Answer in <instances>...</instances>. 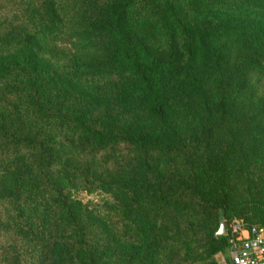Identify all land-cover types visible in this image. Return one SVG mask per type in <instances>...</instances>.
I'll use <instances>...</instances> for the list:
<instances>
[{
    "label": "trees",
    "instance_id": "1",
    "mask_svg": "<svg viewBox=\"0 0 264 264\" xmlns=\"http://www.w3.org/2000/svg\"><path fill=\"white\" fill-rule=\"evenodd\" d=\"M72 35L85 39L59 46ZM222 49L235 51L238 71L264 79V0H0V264H101L115 236L70 193L76 180L111 193L116 204L108 205L143 234L152 217L183 214V204L213 212L207 257L227 250L220 221L227 230L230 215L247 216L231 196L253 200L250 224L264 226V127L218 100L230 78L226 69L212 84ZM112 78L108 87L86 85ZM137 109L149 125L94 117ZM181 110L202 130L200 141L181 133ZM153 134L164 151L198 156L200 165L152 183L140 160L139 177L118 188L87 179L69 154L86 143L142 155Z\"/></svg>",
    "mask_w": 264,
    "mask_h": 264
},
{
    "label": "rangeland",
    "instance_id": "2",
    "mask_svg": "<svg viewBox=\"0 0 264 264\" xmlns=\"http://www.w3.org/2000/svg\"><path fill=\"white\" fill-rule=\"evenodd\" d=\"M72 6V5H71ZM85 39L81 35H72L62 42L59 46L72 50ZM88 51L93 55L101 52V47L91 46ZM236 57L234 50L222 49L218 54L220 61V72L212 79L219 76L220 73L227 72L230 75L228 80H223L218 88L217 98H225L227 111L233 110L232 115L249 114L262 120L264 127V114L261 113L264 103V79L250 70H239L234 68L233 62ZM223 58L226 61H223ZM112 79H98L86 82L89 88L106 86V82ZM215 85V84H214ZM220 94L221 97L219 96ZM222 98V99H223ZM179 105V104H178ZM111 113V114H110ZM186 113V117L184 114ZM115 116L120 120L124 119L130 122L139 123L144 126L149 125V119L140 109L130 113H121L119 110H112L107 114H102L100 110L94 112V117L105 119L109 116ZM189 112L181 110L180 125L181 133L188 141H200L202 130L195 121L188 116ZM219 132L224 134L223 128L217 126ZM159 130L157 129L156 132ZM221 133V134H222ZM154 141L151 142L149 149L145 154H139L135 147H125L122 150H106L82 143L75 151L71 150L69 154L75 156L82 166L87 179L102 178L104 180H114L118 188H128V182L133 178L139 177L140 169L138 163L146 164L147 178L152 183H160L165 178L174 174L185 176L189 168L200 165V157H192L189 162L183 153L166 152L159 141L161 137L152 135ZM248 144L245 145V149ZM264 152V146L261 154ZM243 153H239L238 160ZM245 154V153H244ZM141 158V159H140ZM255 160L262 161V157L255 156ZM139 163V164H140ZM208 163V162H207ZM173 172V173H172ZM121 181V183H119ZM70 193L86 203L93 210L97 218L102 219L110 228L115 236V241L108 252L102 254L101 264H211L214 261H227L225 252L216 253L212 257H207L204 251V244L217 225L213 212L209 213L204 209H196L188 204H183V214L176 211L166 216H155L150 219L153 230L143 234L139 226L131 223L122 214L116 213L108 204H116L113 195L109 192H102L100 189L85 187L77 180L70 188ZM236 208L246 210L247 216L232 214L228 222L233 219H242L245 223L250 222V217L254 216L255 202L249 198L240 196H231ZM2 209L0 208V221L2 219ZM226 228V226H225Z\"/></svg>",
    "mask_w": 264,
    "mask_h": 264
},
{
    "label": "built area",
    "instance_id": "3",
    "mask_svg": "<svg viewBox=\"0 0 264 264\" xmlns=\"http://www.w3.org/2000/svg\"><path fill=\"white\" fill-rule=\"evenodd\" d=\"M228 230V231H227ZM227 256L231 264H264V226L233 219L228 224Z\"/></svg>",
    "mask_w": 264,
    "mask_h": 264
},
{
    "label": "water",
    "instance_id": "4",
    "mask_svg": "<svg viewBox=\"0 0 264 264\" xmlns=\"http://www.w3.org/2000/svg\"><path fill=\"white\" fill-rule=\"evenodd\" d=\"M225 232H226V228H225L224 221H220L219 229H218L217 233L218 234H225Z\"/></svg>",
    "mask_w": 264,
    "mask_h": 264
},
{
    "label": "crops",
    "instance_id": "5",
    "mask_svg": "<svg viewBox=\"0 0 264 264\" xmlns=\"http://www.w3.org/2000/svg\"><path fill=\"white\" fill-rule=\"evenodd\" d=\"M225 253H226V252H225ZM226 254H227V253H226ZM218 264H231V263H230V260H229V258H228V256H227V261H225V260H224V261L222 260V262L218 261Z\"/></svg>",
    "mask_w": 264,
    "mask_h": 264
}]
</instances>
